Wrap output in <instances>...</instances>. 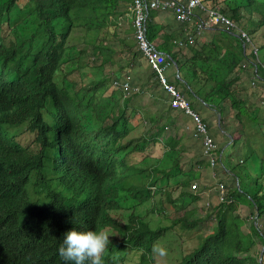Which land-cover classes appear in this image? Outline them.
<instances>
[{
	"label": "trees",
	"instance_id": "obj_1",
	"mask_svg": "<svg viewBox=\"0 0 264 264\" xmlns=\"http://www.w3.org/2000/svg\"><path fill=\"white\" fill-rule=\"evenodd\" d=\"M131 2L0 0V264H74L58 253L65 234L105 226L123 235L122 244L111 250V264L126 247L137 253L134 264H158L153 247L178 229L195 245L171 264H264V0H204L205 9L231 19L250 42L240 39L237 30L210 26L215 31L208 44L184 47L190 57L178 59L179 52L166 48L170 41H185L183 31V38L170 34L156 47L177 64L176 83L185 80L191 91L197 85L208 89L210 99L203 102L221 115L215 118L232 137L230 147L238 154L244 150L237 163L230 154L224 162L215 141L221 178L233 183L226 184L225 201H218L205 218L197 217V206H188L201 200L199 187L196 192L191 187L198 185L199 171L209 168L206 159L198 154L192 166L183 164L185 150L169 132L170 120L156 126L152 136L143 122L154 124L159 118L147 113L136 123L137 108L143 112L137 105L142 92L114 97L120 91L114 86L118 74L110 82L104 76L85 80L90 69L103 70L114 62V47L103 45L100 36L118 27ZM156 15V10L148 13L150 43L158 37L150 23ZM81 27L84 48L78 50L68 41ZM122 43L129 53L136 46ZM132 53L136 61L142 56L138 50ZM127 70L121 64L119 74ZM239 74L254 82L259 104L248 100ZM109 87L114 90L107 95ZM190 104L198 112L196 102ZM22 125L29 141L9 131ZM130 154L142 157L134 162ZM90 171L97 174L98 188L90 183ZM125 191L122 198L130 205H148L152 220L137 212L121 226L110 218V211L123 209L110 198ZM241 207L252 211L249 224L240 216ZM101 211L106 215L101 217ZM210 219L215 224L206 233L199 226ZM256 244L262 249L252 252Z\"/></svg>",
	"mask_w": 264,
	"mask_h": 264
},
{
	"label": "built area",
	"instance_id": "obj_2",
	"mask_svg": "<svg viewBox=\"0 0 264 264\" xmlns=\"http://www.w3.org/2000/svg\"><path fill=\"white\" fill-rule=\"evenodd\" d=\"M203 3L204 0H132L127 8V15L130 16L136 48L151 68L159 86L169 96L170 108L180 111L190 119L191 125L187 129L190 130L192 137L201 143L202 156L209 164L211 176L217 182L214 190L218 201L223 202L226 199V186L217 179L216 168L218 167L221 154L219 156L217 153L215 140L209 131L207 123L198 112L192 109L188 98L174 83L168 80L167 70L172 64L167 60V56L147 39L148 13L151 10H156L171 12L178 23L183 26V32L186 35L185 41H173L180 48H184L188 42L191 44L195 43V39L200 37L210 26L237 30L240 34V39L250 42L247 33L241 30L235 22L215 10L205 9ZM251 84L254 85V82H251ZM114 86L124 94L125 98L139 91V88L132 86L129 76L114 81ZM191 189L196 192L198 190L197 183ZM207 207H209V203H207Z\"/></svg>",
	"mask_w": 264,
	"mask_h": 264
},
{
	"label": "crops",
	"instance_id": "obj_3",
	"mask_svg": "<svg viewBox=\"0 0 264 264\" xmlns=\"http://www.w3.org/2000/svg\"><path fill=\"white\" fill-rule=\"evenodd\" d=\"M150 23H152V25L156 27V29L158 30V35H157L158 37H156L155 41L153 42L157 48H161V46H163L164 44L162 43L163 40L167 41L165 39H167L166 37H168V35L170 34L175 35L176 36L175 39L176 38L181 39L184 37V34L182 32L183 27L181 26V24L178 23V21L176 20V18L171 12L157 11L156 17ZM120 24L121 23H119V25ZM129 30H130L131 35L134 37L132 24L130 25ZM214 31L215 30L213 27H208L207 30H205L200 37H197L195 39V44H194L197 46L196 48L200 49L201 47L208 44L213 37ZM133 37H130L129 42L135 44ZM170 42L171 43L168 42V44H166V48L170 49L173 52H179L180 54L177 56L178 59L181 57H185V56L190 57L191 53L188 51L187 47L178 48L177 46L173 44V41H170ZM160 51L165 54L167 52L166 50H161V49ZM132 52H136V50H133ZM132 52H131V58H128L125 64L127 65V69H128L127 74L125 73L126 75L122 74L119 76H120V79H123L124 77L129 76L130 81L133 80L131 84H133L134 87L139 88V91L137 93L139 94L140 90L142 92L137 98L140 100V102L137 105L142 107L143 112L141 113V111L137 108L138 111H136V114H134V120L137 123V120L145 116L147 113L151 116V118L154 117V118H159L160 120L162 119L161 123H159L160 120L154 124H152L149 120L148 122L146 121L144 122L145 124L144 126H147V128L149 129L150 136L156 135V129H155L156 126H160V124H165V122L170 120V123H168L170 127L169 132H173L174 134L178 136V140H180V145L181 146L183 145L182 147L185 150V152H188L187 145H189L190 143H192L193 146L197 150V153H195L194 157L188 156V158H186V163H183L185 165L192 166L194 162H196V159H197L196 155L199 154L201 155V157L203 156H202V146H201L200 141L195 140L192 137L190 130L187 129L191 125L190 119L184 116L180 111L172 110L170 108V105H169L170 98L162 90V88L158 86L159 84L156 83L157 81L155 80V77H154V74L151 68L147 65L146 61L144 60L142 56L140 57L137 55L138 56L137 61L134 60L133 59L134 53ZM177 71L178 69L175 67L174 63H172V66L167 70L168 80L174 83L186 96H188L190 101L196 102V105H195L196 109L198 113L203 115V118L208 121L209 123L208 125L210 127L211 133L217 145L219 147H222V149L228 147L230 145L229 141L231 140L232 137L231 138L229 137L230 135L229 133H227V131H222L221 133L219 129L220 125L217 119H216L217 120L216 124L215 122H213L212 116L215 117V114H216L215 107L205 104L203 102V100L206 97L205 91L207 92L208 89H203L205 90L203 91V90H199L195 88L194 86L193 91H191L189 86H187L185 80L179 81V83H176ZM187 92L189 93V95ZM194 92H196L197 95H195ZM146 98L147 100L145 101ZM250 101L254 102L253 98H250ZM145 108H148V110L150 111L148 112V110H145ZM216 118H217V114H216ZM235 124H236L235 122L226 123L224 121V125L230 126L231 128ZM132 125H134V123ZM194 170L197 171L198 170L197 167H195ZM207 177H211L212 179L211 170L209 168L199 171V178L197 181L199 182V184H202L204 183L205 179H208ZM209 190H211V188Z\"/></svg>",
	"mask_w": 264,
	"mask_h": 264
},
{
	"label": "rangeland",
	"instance_id": "obj_4",
	"mask_svg": "<svg viewBox=\"0 0 264 264\" xmlns=\"http://www.w3.org/2000/svg\"><path fill=\"white\" fill-rule=\"evenodd\" d=\"M130 16L127 15V13L121 15L118 25L119 23H121L118 27H109L110 30H103L102 35L100 37H105L102 40V44L104 45H108L110 44L111 46L114 47L115 49V53L113 54V58L111 61L112 62H107L105 63V65L103 66L104 69L102 70L101 68L97 67V69H90V74L88 73L87 77H86V81H90L91 79H93L95 76L101 77L104 76L107 79H109L108 81H113L115 79V76L119 74V67L121 64H126V60L128 58H131V53L128 52V48L126 47V45H123L122 42H129L130 37H133L130 33ZM116 33V34H115ZM85 35V29L83 27L76 29L72 36L70 37L69 41H68V45H73L74 47H76L78 50L84 48V43H83V36ZM117 35V37H115ZM126 44V43H125ZM136 50V46L135 48L132 49ZM91 51V47H88V52ZM97 63H102V57H99ZM122 72V71H121ZM124 72H122L123 74ZM121 74V75H122ZM126 75V74H125ZM243 80H242V84H241V88L244 89L245 94H247V98L248 100L250 98H253L254 103L257 102V97H255L254 93H253V89H252V84L250 81H248V78L246 77L245 74H239ZM72 79H76L78 80L77 75L72 76ZM105 78V79H106ZM133 80H131L132 83ZM108 83V82H106ZM197 89H199V86H196ZM107 95L111 94L112 91L114 90V88L109 87V89H107ZM199 90H203V89H199ZM104 91V89H103ZM119 91V90H118ZM205 91V90H203ZM122 92H117L115 96H120ZM205 96L206 98L210 99V97H208V93L205 91ZM147 100V98L145 99V101ZM258 103V102H257ZM259 104V103H258ZM145 110H148V108H145ZM150 110H148L149 112ZM227 114V113H226ZM201 118L203 119V115H201ZM213 118V122H215L216 124V118L214 116H212ZM225 117V115H224ZM204 120V119H203ZM144 123V122H143ZM142 123V124H143ZM25 125L22 126H14L12 128H9V131L14 134L17 137H22V140L24 142L29 141L30 137H24L25 136ZM147 127V126H146ZM233 127H235V125H233ZM232 127V128H233ZM219 129L222 133V131H224L225 127L224 126H219ZM188 147V152H185L183 156V163H186V158H188V156L194 157L195 153H197L196 148L193 146L192 143H190L189 145H187ZM219 147V146H218ZM243 149V147L241 148V150ZM156 150H155V154H156ZM222 157L223 160L225 162V159H227L228 155H231V159L234 163H237L238 160L240 158H244V150L241 151L240 154H238L237 150H235L234 148L230 147V145L226 148H223L222 151ZM129 156H132V160L134 162H137L140 160V158L142 157L140 154H130ZM222 168L218 167L216 168V173H217V179L222 182L225 183L228 186H230L233 183V180H225L224 177L221 178V170ZM218 171V172H217ZM224 175V174H223ZM222 175V176H223ZM208 179H205L204 183L199 184L198 183V187H199V191H200V197L201 200L195 204H190L188 206V209L193 208L194 206H197V217H206V213L211 212L212 207H214L215 205L218 204V197L216 195V192L214 190L217 182L216 180L212 177H207ZM235 182V181H234ZM211 188V190H209ZM207 203H209L210 205V209L207 207ZM131 207L133 209L129 210L128 212H121V214L123 215V220L122 223L126 224L127 223V218L128 215L133 212L135 215H137V212L144 217L146 220H152V215L149 214L148 212V205L147 206H139V207H134L133 205H131ZM240 216L243 217V219H246V223L249 224L250 222H252V218H251V213L252 211H249L247 209V207H241L240 208ZM115 217L118 216V214L114 215ZM159 218V217H158ZM158 218L153 217V220H156ZM152 224H154V222H152ZM214 220L210 219L208 221H205L203 223H201V225L199 226V228L201 230H203L206 233H209L211 228L214 227ZM243 230H247L245 226H243ZM177 231V229H176ZM110 236H109V240H110V244L108 246H114V245H118L122 242L121 240V235H119L117 232L114 231H107ZM178 233H175L174 231H169L167 232L164 237L162 239H160V241L157 243L159 247H163L167 250V255L165 257H160L157 255V258L159 260L158 264H171L173 262L179 261L180 256L184 255L185 253L189 252L187 250L191 249L194 245H195V241L193 239V237H189L187 238V236H180L179 235V229L177 231ZM194 233V232H193ZM192 233V234H193ZM191 234V235H192ZM194 236V235H193ZM261 245L256 244L253 248H252V252H258L260 251ZM134 261H136V256L134 252L129 251L127 256L125 257L124 262L125 263H133Z\"/></svg>",
	"mask_w": 264,
	"mask_h": 264
},
{
	"label": "clouds",
	"instance_id": "obj_5",
	"mask_svg": "<svg viewBox=\"0 0 264 264\" xmlns=\"http://www.w3.org/2000/svg\"><path fill=\"white\" fill-rule=\"evenodd\" d=\"M90 183L93 187L98 188V177L97 174L90 171ZM123 196H127V192H122L118 198H110L114 199L119 203V206L123 207L121 210H112L110 211V218L115 222L119 223L121 226H127L130 223L129 216L133 214L131 212L128 215L127 223L123 224V215L121 212H128L129 210L133 209L131 205L128 203L126 198H122ZM131 208V209H128ZM105 211H101L100 216L103 217L106 214ZM118 214L117 217L114 215ZM107 231H114L121 235V240L123 235L110 228V226H105L101 228V230L93 231V230H86V231H78L75 228L68 231L65 234V238L63 239L60 247L58 248V253L60 257L65 261H73L74 264H85L86 261H90V264H111V250L115 247H119L122 242L118 245L108 246L110 244L109 236L110 234ZM131 248L126 247L123 252L119 251V257L115 255V262L116 264H132V263H125V257L127 256L128 252ZM135 253L136 260H137V253L136 251H131ZM153 252L156 253L160 257H165L167 255V250L163 247L154 246ZM113 258V257H112ZM135 261L133 262V264Z\"/></svg>",
	"mask_w": 264,
	"mask_h": 264
},
{
	"label": "water",
	"instance_id": "obj_6",
	"mask_svg": "<svg viewBox=\"0 0 264 264\" xmlns=\"http://www.w3.org/2000/svg\"><path fill=\"white\" fill-rule=\"evenodd\" d=\"M174 65H175V67L177 68V65H176V63H174ZM217 117H218V119H220V117H221V115L220 114H218L217 115ZM230 138H231V136H229ZM237 187H239V184L237 183Z\"/></svg>",
	"mask_w": 264,
	"mask_h": 264
}]
</instances>
